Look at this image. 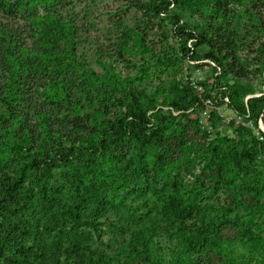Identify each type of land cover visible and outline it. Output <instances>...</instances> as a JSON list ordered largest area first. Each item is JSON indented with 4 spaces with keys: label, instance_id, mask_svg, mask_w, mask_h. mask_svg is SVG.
Returning a JSON list of instances; mask_svg holds the SVG:
<instances>
[{
    "label": "rangeland",
    "instance_id": "374dc122",
    "mask_svg": "<svg viewBox=\"0 0 264 264\" xmlns=\"http://www.w3.org/2000/svg\"><path fill=\"white\" fill-rule=\"evenodd\" d=\"M167 1L47 0L38 4L35 0H0V95L5 96L2 86L8 78L9 60L28 66L19 77L22 94L14 103L13 112L0 121V134L18 140L25 132L30 146L40 144L43 148L44 134L37 120L41 114L50 123L45 132L67 146L68 141H82L91 129L100 132V124L120 113L117 99L129 92H144L145 95L137 97V103L149 108L156 100L160 105L178 88L184 98L181 106L186 108L187 86L193 87L200 98L209 93L218 101L219 90L233 88L234 81L240 82L238 96L232 103L225 98L221 106L206 102L201 110L189 107L177 112L162 108L161 115L166 119L162 147L146 148L141 158L143 183L157 191L131 204L137 207V213H145L158 203V198L173 194L175 183L182 189L174 196L182 199L193 200L194 191L203 192L197 201L201 211L204 206H229L233 208L229 209V218L235 217L240 222L252 213L251 232L264 241V122L260 116L257 125H253L236 111L241 105L246 107L248 99L264 95V55L260 53L264 30L259 27L264 26V0H244L242 6L236 0L220 4L222 15L227 17L223 28L230 30L232 42L223 48L222 67L204 58V46H194V41L187 40L189 31L210 32L209 24L220 20L212 11L214 0H188L191 6L184 8L167 6ZM152 4L164 11L156 16ZM51 18L60 20L65 28H74L78 80L64 77L53 64H46L54 63L52 60L45 58L44 62L32 54L38 51L44 55L53 50V41L47 37L52 32ZM134 38L138 44L141 40L149 51L137 49ZM125 42L128 50L123 49ZM6 44L11 49L10 58L1 54ZM61 46L63 43L56 52L62 50ZM100 64H106L116 77L115 83L101 85L105 90L103 96L96 94L93 83L90 85L88 73L103 76ZM62 78L68 86L60 97L63 103L58 105L52 100L56 89L49 86V81ZM121 81L123 88L114 90L116 82ZM64 99H68V106ZM158 108H149L148 115ZM3 111L0 99V119ZM86 116L95 119L96 125L87 122ZM157 125L155 121L147 132ZM242 126L249 128L250 134L239 136L237 130ZM241 142L247 144L250 152L248 157L239 158L233 178L230 166L221 167L220 162L228 164L231 156L239 157L243 150ZM46 148L43 153L49 152ZM130 149L125 147L120 152L126 154L125 161L131 158ZM54 177L61 180L59 169L54 170ZM136 180L131 178V182ZM107 218L115 221L112 213ZM224 229L225 238L233 240L239 235L233 226ZM104 230L107 234L102 240L114 246V240L121 235L117 234L113 240V229L106 225ZM157 243L167 261L170 255L167 240L160 237ZM230 251L236 259L243 253L233 243Z\"/></svg>",
    "mask_w": 264,
    "mask_h": 264
},
{
    "label": "trees",
    "instance_id": "16d2710c",
    "mask_svg": "<svg viewBox=\"0 0 264 264\" xmlns=\"http://www.w3.org/2000/svg\"><path fill=\"white\" fill-rule=\"evenodd\" d=\"M35 1L43 4L47 0ZM224 1L214 0L212 11L220 20L209 24L210 32L200 30L187 34V40L194 41V46L205 47L204 58L219 67L224 60L223 48L232 43L230 30L223 28L227 17L222 15L220 4ZM236 1L240 6L244 5V0ZM170 4L182 8L191 6L188 0H168L167 6ZM152 5L156 16L164 11L160 6ZM51 21L52 32L47 37L53 41V50L44 55L38 51H32V54L44 62L45 58L52 60L54 63L46 64H53L64 77L78 80L74 28L61 26L60 20L55 18ZM259 27L264 30V26ZM132 41L137 49L149 51L141 40L139 44L137 38ZM60 43H63L62 50L56 52ZM122 46L126 50L127 42ZM218 46L222 49H217ZM260 46V53L264 55V42ZM1 54L11 57L8 44ZM9 61L8 78L2 86L5 96L0 95L4 107L0 121H5L13 112L14 103L22 94L19 77L28 68L26 64L17 65L14 59ZM100 65L103 76L88 73L90 85L93 83L96 94L103 96L101 85L115 83L116 77L106 64ZM63 80L49 81V86L56 89L52 100L58 105L63 103L60 97L68 86ZM118 87L123 88L122 81L116 82L114 90ZM240 87L241 83L234 81L233 88L228 86L219 90L217 101L209 93L200 98L193 87L187 86L186 108H182L184 98L176 88L160 105L159 100L152 102L151 110L160 108L149 115V108L137 103V97L145 95L144 92H129L117 99L120 113L100 124V132L91 129L82 141H68L67 146L45 132L50 123L41 114L37 120L44 134L43 148L40 144L30 146L31 140L25 132L18 140L9 134L5 137L0 134V264H264V241L250 229L252 213L240 222L235 217L229 218V209H233L229 206H204L201 211L197 201L203 192L194 191L193 200L182 199L174 196L182 189L175 183L173 194L158 198V203L145 213H137V207L133 208L131 204L149 192L157 191L143 183L141 158L146 148L162 147V132L166 129L162 108L180 112L189 107L201 110L206 102L221 106L225 98L232 103ZM64 102L69 105L68 99ZM236 109L253 125H257L260 116L264 122V111L260 112L264 109V95L250 98L246 107L241 105ZM86 121L96 125L90 116H86ZM155 121L158 125L147 132ZM237 131L241 137L250 134V129L244 126ZM241 145L243 150L239 157L231 156L228 164L223 160L220 162L221 167L230 166L233 178L239 158L248 157L250 152L247 144L241 142ZM125 147L131 148V158L126 161V154H120ZM44 148L49 152L43 153ZM56 169L62 173L59 181L54 177ZM131 178L137 180L131 182ZM109 213L115 216V221L108 220ZM106 225L113 229V240L117 234L121 235L114 240V246L110 241L102 240L107 234ZM228 226L239 230L237 238L224 237V228ZM245 236L249 238L244 240ZM160 237H164L169 246L167 261L160 254L157 243ZM232 243L242 249L239 259L230 251ZM247 255L255 260L251 261Z\"/></svg>",
    "mask_w": 264,
    "mask_h": 264
}]
</instances>
